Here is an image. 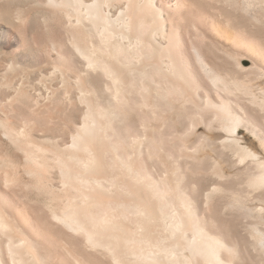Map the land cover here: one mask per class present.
Listing matches in <instances>:
<instances>
[{
	"label": "bare ground",
	"instance_id": "6f19581e",
	"mask_svg": "<svg viewBox=\"0 0 264 264\" xmlns=\"http://www.w3.org/2000/svg\"><path fill=\"white\" fill-rule=\"evenodd\" d=\"M0 128V264H264V0H0Z\"/></svg>",
	"mask_w": 264,
	"mask_h": 264
},
{
	"label": "rangeland",
	"instance_id": "374dc122",
	"mask_svg": "<svg viewBox=\"0 0 264 264\" xmlns=\"http://www.w3.org/2000/svg\"><path fill=\"white\" fill-rule=\"evenodd\" d=\"M244 61L247 62L246 59H243ZM249 64V62H248ZM71 78H73L71 76ZM75 90H73V93L71 95L72 99L75 98V96L78 95V91L76 90V92H74ZM77 94V95H76ZM101 101L103 102H107L108 101V96L107 94L104 92V93H101ZM126 117L125 118H121L119 123H122V126L125 125L126 123ZM135 116H133V119L131 120L132 123L130 124L131 125V129H130V134L128 136V142L130 143V145L133 146L134 144V139L137 138V136L139 137L141 135V127L137 124V120H135ZM135 125V126H134ZM133 130V131H132ZM204 130V127L201 126L199 131L200 132H203ZM0 132H1V128H0ZM134 134H133V133ZM242 136H244V143L245 145L249 146L250 148H252L254 151H256L261 157H264V151L263 149L260 147L259 143L257 142V140H255L248 132H246L244 129H241L240 130ZM133 134V135H132ZM136 135V136H135ZM61 138L63 137V140L64 141H67L69 140V136L68 135H65V134H62L60 136ZM67 137V138H66ZM131 138V139H129ZM188 143V144H187ZM186 144V147H188V150H192V149H195L196 147L200 148V151L198 152V156L201 157V161H189L187 159H184V158H177V153H179V148H180V145L179 143H175L174 145H169L168 147H170V151L173 155V158H167L165 161H161L159 159H146V162L148 165H152L151 167H149L150 169V173L154 174L156 173L157 176H164L165 177H171V171L168 169L170 164L172 165H184L183 163H188L190 165H192V167L189 169L190 171H195V173H191L190 171H186L185 172V175H189L188 177H185V179L183 180V185H190L192 183V181H190V176L193 180H199L207 189L212 187L213 185L217 184L218 182H222L221 179H218L216 178L215 176H212V165H213V160H219L220 163L224 166L225 168V173L227 176H234L236 172H239L240 170H242L245 166V162L244 163H237V160H228V163L226 160L220 158L218 155L219 153L216 152L213 147L211 145H207L206 143H202V144H199L200 146H197L198 144V141L196 140H189V142H187ZM205 144V145H204ZM177 148V149H176ZM190 148V149H189ZM176 149V151H175ZM179 151V152H178ZM227 151V150H226ZM176 152V153H175ZM224 154L226 155L227 157V152H224ZM184 159L186 162H184ZM152 160V162H150ZM230 161V162H229ZM160 162V163H158ZM192 162V163H191ZM195 164H194V163ZM166 166H165V165ZM169 166H168V165ZM194 164V165H193ZM168 167V168H167ZM157 170H156V169ZM184 168V167H183ZM199 169H203L205 172H206V175L208 178H205L203 177L202 178V175H200L199 173H196L198 172ZM160 171V172H159ZM167 172V173H166ZM169 172V173H168ZM209 173V174H208ZM159 174V175H158ZM192 174V175H191ZM178 175V174H177ZM244 177L243 176H239V180L236 178L235 180L234 179H230L229 181L227 180L226 182V185H227V188L225 192H232V191H235V190H239L240 189V182L243 181ZM240 181V182H239ZM224 182V181H223ZM222 192L224 191H221L220 194H218L217 196H215L216 198H214L213 200V203L214 205L216 204L215 207H217V209L220 210V208H223V199L221 200V197H224L222 196ZM227 197L228 195L226 193H224ZM221 196V197H220ZM229 197H230V194H229ZM220 199V200H219ZM226 198H224L225 200ZM223 205H222V204ZM218 210V213L217 215H219V217H222L220 215H223L221 213V211ZM220 212V213H219ZM240 233V232H239Z\"/></svg>",
	"mask_w": 264,
	"mask_h": 264
}]
</instances>
